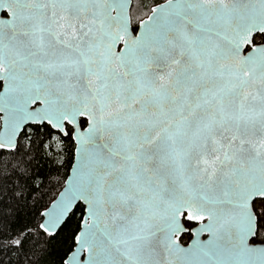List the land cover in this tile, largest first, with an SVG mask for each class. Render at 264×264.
<instances>
[{"label":"snow or ice","instance_id":"6c2138e0","mask_svg":"<svg viewBox=\"0 0 264 264\" xmlns=\"http://www.w3.org/2000/svg\"><path fill=\"white\" fill-rule=\"evenodd\" d=\"M0 264H264V0H0Z\"/></svg>","mask_w":264,"mask_h":264}]
</instances>
